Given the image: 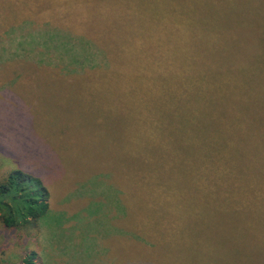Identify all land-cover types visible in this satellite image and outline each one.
<instances>
[{
  "label": "trees",
  "instance_id": "1",
  "mask_svg": "<svg viewBox=\"0 0 264 264\" xmlns=\"http://www.w3.org/2000/svg\"><path fill=\"white\" fill-rule=\"evenodd\" d=\"M44 10L60 28L39 36L23 75L100 83L129 127L109 134L110 159L90 160L91 147L80 159L63 133L23 128L36 111L28 92L15 126L0 128L16 163L0 180L3 226L35 227L65 207L55 190L69 180L63 193L86 197L87 232L73 242L107 249L89 264H264V0H65ZM103 211L107 233L90 232Z\"/></svg>",
  "mask_w": 264,
  "mask_h": 264
},
{
  "label": "rangeland",
  "instance_id": "2",
  "mask_svg": "<svg viewBox=\"0 0 264 264\" xmlns=\"http://www.w3.org/2000/svg\"><path fill=\"white\" fill-rule=\"evenodd\" d=\"M62 1L65 0H0V128L15 126L12 119L25 111L23 101L29 92L32 96L30 105L36 111L25 112V116L29 114L30 119L25 120L24 129H31L37 134L41 131L63 133L60 136V144L71 145L80 159H89L90 147V160L110 159L105 154L109 134L113 131L121 132L125 127H129L126 112L117 106L119 98L106 93L104 86L96 82L23 75L26 68L32 67L31 59H26L25 56L39 54V36L52 35L51 30L60 28L57 15L47 13L44 7ZM68 10V14L72 13L70 8ZM45 16L52 23L49 21L45 24ZM63 27L64 24L61 28ZM174 31L175 27L171 30L172 38ZM64 39L68 40L69 36ZM96 51L98 52L97 49ZM98 57L102 60L99 53ZM11 73L16 76L10 78ZM12 87L14 90L10 91ZM5 117L8 118L7 121ZM1 142L3 143L2 139L0 180L6 172L16 167L8 153L7 156L3 153L5 144ZM8 145L28 155L26 148L15 139L9 140ZM112 146L115 150L114 156L120 163L121 145L116 142ZM68 183L70 184L69 180H64L59 184L60 189L55 190V194H58L56 203L64 200L67 205L56 210L50 209L35 227L6 228L0 222V264H22V259L31 252L36 254L35 264H89L86 258L95 259L100 255V251H107L103 245L102 250L97 245L91 247V241L86 239L73 242V234L79 236L77 231L87 232L81 210L86 197L85 188L79 196H75L77 198L71 196L72 191L63 193ZM92 187L95 193L102 192L106 196L111 192L110 188L100 183H95ZM88 212H95V206L91 202H88ZM105 214L103 211L102 217L88 222L92 229L90 232L98 235L107 233ZM116 243L118 244L117 241Z\"/></svg>",
  "mask_w": 264,
  "mask_h": 264
}]
</instances>
